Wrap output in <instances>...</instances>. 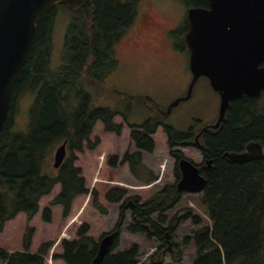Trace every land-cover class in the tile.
<instances>
[{"label": "trees", "instance_id": "obj_1", "mask_svg": "<svg viewBox=\"0 0 264 264\" xmlns=\"http://www.w3.org/2000/svg\"><path fill=\"white\" fill-rule=\"evenodd\" d=\"M139 0H85L72 9L63 35V63L52 68V29L56 9L53 7L36 23V33L27 60L14 85L8 117L0 133V232L7 220L22 212L29 222L39 210V200L48 195L55 185L59 192L49 201L59 206L62 216L70 214L74 200L89 195L91 204L101 212L104 206L95 189L86 187L81 167L75 164L77 152L95 149L99 138L91 139L94 125L100 122L106 132L120 135L124 123L131 129L134 151L122 156L109 155L110 166L127 163L129 170L145 183L157 179L150 174L143 177V152H152V135L159 127L167 139L170 154L176 158L175 177H180L177 166L183 157L178 146H193L202 156L199 165L205 185L199 192L207 223L200 224L198 215L185 211L169 216V212L184 192L175 183L164 185L146 199L130 195L127 188L113 186L104 194L106 201L120 203L119 217L110 232H115L111 248L98 264H142L140 245L132 243L117 249L120 229L129 215L126 229L146 240H155L157 248L147 264H164L167 253L174 262H181V251L172 238L179 224L191 218L200 224L185 240L193 239L195 256L191 264H264V157L242 163L229 160L225 152H239L250 142H258L264 149V89L259 97L240 98L229 102L225 116L215 129H206L195 140L193 127L178 130L165 121V114L157 113L156 106L146 96H130L114 92L113 96L127 101L125 109L98 104L87 86L98 85L117 68L120 59L116 45L124 37L136 17ZM187 7H207L208 0H183ZM188 28L186 23L185 33ZM185 36V34H184ZM181 48H186L185 38ZM188 51V50H187ZM33 94L25 129L13 122L17 99L25 92ZM132 104H143L156 114L140 123L131 122L128 111ZM121 116L123 122L114 118ZM66 141V156L59 166L49 164L53 149ZM209 160V167L205 161ZM51 210L45 208L42 218L50 222ZM89 225L77 227L75 236L60 239L59 258L65 264H95L98 240L89 233ZM34 228L27 226L22 236V249L12 252L0 246L2 264H45L53 242L39 244L31 250ZM170 245L174 248L170 249Z\"/></svg>", "mask_w": 264, "mask_h": 264}, {"label": "rangeland", "instance_id": "obj_2", "mask_svg": "<svg viewBox=\"0 0 264 264\" xmlns=\"http://www.w3.org/2000/svg\"><path fill=\"white\" fill-rule=\"evenodd\" d=\"M138 4L134 22L116 45L120 59L119 65L100 86H87V90L93 98L98 100V104L118 106L121 109H125L128 102L116 99L113 96L114 92L130 96H146L155 104V111L162 114L161 112L167 109L173 99L185 94L191 78L188 51L185 47H180L185 34L186 13L189 7L183 0H139ZM73 13V10L64 5H59L56 9L52 29V68L63 63V35ZM145 16L152 21V26L147 27L143 19ZM32 100L33 94L28 91L17 99L12 116L16 128L25 129ZM218 105V93L210 87L207 78L202 76L197 79L190 98L174 106L170 113L165 115V121L178 130H186L192 126L195 131H198L203 126L214 123L218 114ZM151 114L156 113L143 104H136L128 111V118L131 122L140 123ZM114 120L124 123L119 115ZM130 132L131 129L124 123L121 134L115 135L106 132L102 124L97 122L90 137L93 140L98 137L100 141L98 145L93 150L85 148L82 152L76 153L75 164L81 167V173L86 179V187L89 191L95 189L98 192L99 201L104 206L105 212L94 207L89 195L85 194L74 200L70 214L64 218L59 206L49 205V201L60 190L57 184L48 195L40 198L39 210L29 222L26 221L22 212L5 222L0 232V246L8 252L21 250L23 233L27 226H31L34 228L31 250L35 251L42 242L52 241L45 264H65L63 260L53 259L51 256L53 253H60V239L73 238L79 225L87 223L88 233L95 240H99L101 236L114 228L119 217L121 202L110 203L105 200L104 194L111 187L117 185L125 187L130 195H137L143 200L164 185L174 184L176 158L170 154L167 139L161 127L152 135L155 149L150 153L142 154L145 167L143 177L150 174L156 175L157 179L153 182L145 183L143 179L136 177L130 172L127 163L117 164V166L107 164V156L117 154L120 157L125 151L135 150ZM55 148L49 159L50 165L53 163ZM174 149L198 165L203 162L201 152L193 146H178ZM198 197L199 193L184 192L179 202L169 212V216L172 217L175 213L182 215L189 209L193 215L200 217V224L207 223L204 207ZM45 208L51 210L50 222L42 218ZM128 224L129 215L120 229L117 249H124L135 242L140 245L141 263L147 264L149 256L158 244L155 240H146L140 234L129 233L126 229ZM200 224H193L191 218L179 224L172 241L177 250L181 251V262H174L171 255L167 253L164 264L192 263L195 256V243L193 239H185L191 234V230L198 228ZM172 248L174 247L170 245V249Z\"/></svg>", "mask_w": 264, "mask_h": 264}, {"label": "water", "instance_id": "obj_3", "mask_svg": "<svg viewBox=\"0 0 264 264\" xmlns=\"http://www.w3.org/2000/svg\"><path fill=\"white\" fill-rule=\"evenodd\" d=\"M85 0H0V133L10 108L14 85L33 45L37 21L57 5L74 9ZM188 28L185 43L191 78L183 96L173 99L162 113L167 115L180 101L190 98L199 77H206L219 95L215 123L222 122L229 102L243 95L259 97L264 89V0H208L207 7L193 6L186 13ZM195 136L196 142L198 137ZM225 156L242 163L264 157L260 143L250 142L242 151ZM66 156V141L53 154L54 168ZM210 161L205 165L209 167ZM179 192L199 193L205 185L199 165L183 156L177 161ZM115 232L105 233L98 240V264L111 248Z\"/></svg>", "mask_w": 264, "mask_h": 264}, {"label": "flooded vegetation", "instance_id": "obj_4", "mask_svg": "<svg viewBox=\"0 0 264 264\" xmlns=\"http://www.w3.org/2000/svg\"><path fill=\"white\" fill-rule=\"evenodd\" d=\"M143 19H145V22H146V24H147V27H150V26H152L153 25V23H152V21L149 19V17H147V16H145V17H143ZM143 27L145 28V25H143ZM188 56H189V54H188ZM216 121V120H215ZM215 121H214V123H215ZM213 124V123H212ZM212 124H210V125H212ZM205 126H209V125H205ZM205 126H203V127H205ZM191 127V126H190ZM202 127V128H203ZM201 128V129H202ZM201 129L200 130H198V131H195L194 129H193V131H194V134L195 135H202L203 133H204V131L206 130V129H211V128H206L205 130H203V131H201ZM213 129V128H212ZM264 150V149H263ZM242 151V150H241ZM203 157V156H202ZM204 161V160H203Z\"/></svg>", "mask_w": 264, "mask_h": 264}]
</instances>
